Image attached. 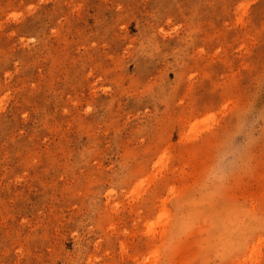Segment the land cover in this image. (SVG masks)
<instances>
[{
	"label": "rangeland",
	"instance_id": "374dc122",
	"mask_svg": "<svg viewBox=\"0 0 264 264\" xmlns=\"http://www.w3.org/2000/svg\"><path fill=\"white\" fill-rule=\"evenodd\" d=\"M0 264H264V0H0Z\"/></svg>",
	"mask_w": 264,
	"mask_h": 264
}]
</instances>
